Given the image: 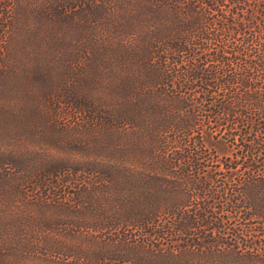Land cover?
<instances>
[{
  "label": "trees",
  "instance_id": "obj_1",
  "mask_svg": "<svg viewBox=\"0 0 264 264\" xmlns=\"http://www.w3.org/2000/svg\"><path fill=\"white\" fill-rule=\"evenodd\" d=\"M0 264H264V0H0Z\"/></svg>",
  "mask_w": 264,
  "mask_h": 264
},
{
  "label": "rangeland",
  "instance_id": "obj_2",
  "mask_svg": "<svg viewBox=\"0 0 264 264\" xmlns=\"http://www.w3.org/2000/svg\"><path fill=\"white\" fill-rule=\"evenodd\" d=\"M17 139H18V137H17ZM18 142H20V140L18 139ZM28 143H30V144H32L33 142H32V140H30ZM17 167H19V165L17 164Z\"/></svg>",
  "mask_w": 264,
  "mask_h": 264
}]
</instances>
